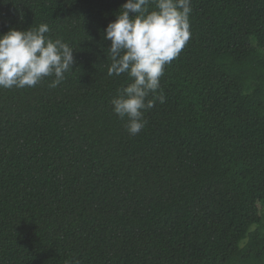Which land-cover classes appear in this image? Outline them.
Returning <instances> with one entry per match:
<instances>
[{
  "label": "trees",
  "instance_id": "1",
  "mask_svg": "<svg viewBox=\"0 0 264 264\" xmlns=\"http://www.w3.org/2000/svg\"><path fill=\"white\" fill-rule=\"evenodd\" d=\"M124 2L0 0V34L46 23L74 58L0 88V264H264V0H191L135 136L107 75Z\"/></svg>",
  "mask_w": 264,
  "mask_h": 264
},
{
  "label": "clouds",
  "instance_id": "2",
  "mask_svg": "<svg viewBox=\"0 0 264 264\" xmlns=\"http://www.w3.org/2000/svg\"><path fill=\"white\" fill-rule=\"evenodd\" d=\"M191 11V0H125L104 29L110 41L107 75L127 74L130 80L111 105L131 136L145 127V112L157 101L165 102L163 95H156L160 78L190 39ZM49 32L48 24L41 23L0 34V88H30L45 77H54L49 86L56 87L64 80L74 63L73 49L61 38H50Z\"/></svg>",
  "mask_w": 264,
  "mask_h": 264
}]
</instances>
